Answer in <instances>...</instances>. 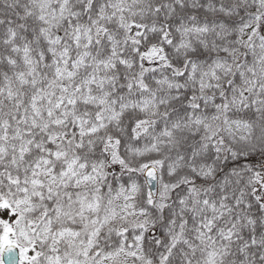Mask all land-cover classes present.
Here are the masks:
<instances>
[{"label":"snow or ice","instance_id":"1","mask_svg":"<svg viewBox=\"0 0 264 264\" xmlns=\"http://www.w3.org/2000/svg\"><path fill=\"white\" fill-rule=\"evenodd\" d=\"M0 264H264V0H0Z\"/></svg>","mask_w":264,"mask_h":264}]
</instances>
